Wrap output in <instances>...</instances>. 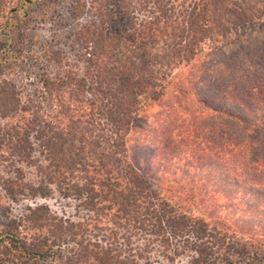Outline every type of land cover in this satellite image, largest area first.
<instances>
[{
    "label": "trees",
    "instance_id": "1",
    "mask_svg": "<svg viewBox=\"0 0 264 264\" xmlns=\"http://www.w3.org/2000/svg\"><path fill=\"white\" fill-rule=\"evenodd\" d=\"M114 6L87 3L73 61L41 48L30 89L0 77V264H262L225 238L264 204V43L231 40L264 0ZM217 192L233 215L202 203Z\"/></svg>",
    "mask_w": 264,
    "mask_h": 264
},
{
    "label": "rangeland",
    "instance_id": "2",
    "mask_svg": "<svg viewBox=\"0 0 264 264\" xmlns=\"http://www.w3.org/2000/svg\"><path fill=\"white\" fill-rule=\"evenodd\" d=\"M89 1L91 0H0V4L3 6L2 11H0V57L8 51L17 58L13 66L0 65V77L11 78L23 86V89H30L28 84L34 86L38 73L47 70V63L44 62V58L35 60L37 52L43 47H56L69 62L73 61L74 53L79 50V45L72 38L73 31L78 25L90 20V11H87ZM96 1L107 9L115 11V0ZM72 11H74V16L77 15L76 19L71 16ZM13 18H15L14 21ZM20 29L22 31L19 32ZM231 40L232 44L237 43L243 46L249 44L262 47L261 45L264 43V17L251 24L236 27L231 34ZM173 170L171 168L165 175L168 178L173 177L171 173ZM189 171L192 173L191 170ZM180 177L178 173L175 175V178ZM218 195L220 196L216 201L210 193H207L206 196H201L202 201H204L202 203L207 207H216L219 204L220 206L214 211L220 217L233 215V204L236 201L233 198L226 201V198H222V193ZM47 204L57 212L69 211L66 207L67 202L61 201L56 195L53 196V199L48 200ZM186 206H182L186 212L211 221L203 210L195 209L191 205ZM20 208L21 206L13 205L11 212L17 214L20 212ZM248 211L250 213H246L242 217L243 219L240 218L237 221L233 217L237 221L236 225L241 224L239 226L241 231L232 230V233H229L225 238V243L234 249H232L233 251L227 249V259H231L233 263L246 261L250 258L252 250H248L250 247L248 245L260 247V249L264 248V239L262 238V234L264 235V204ZM243 245L246 246L245 249H241ZM235 250L238 252L236 253ZM253 256L254 253L251 257Z\"/></svg>",
    "mask_w": 264,
    "mask_h": 264
}]
</instances>
